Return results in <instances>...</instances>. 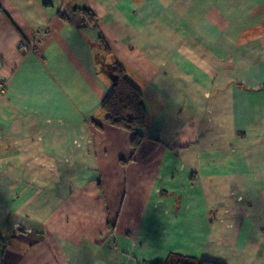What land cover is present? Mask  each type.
<instances>
[{"label": "crops", "instance_id": "0c3cea01", "mask_svg": "<svg viewBox=\"0 0 264 264\" xmlns=\"http://www.w3.org/2000/svg\"><path fill=\"white\" fill-rule=\"evenodd\" d=\"M112 61L137 145L101 107ZM170 252L264 264V0H0V264Z\"/></svg>", "mask_w": 264, "mask_h": 264}, {"label": "trees", "instance_id": "16d2710c", "mask_svg": "<svg viewBox=\"0 0 264 264\" xmlns=\"http://www.w3.org/2000/svg\"><path fill=\"white\" fill-rule=\"evenodd\" d=\"M85 12L84 16L89 15ZM112 88L103 100L101 107L108 123L133 133V144H139L143 130L147 127L149 113L143 100L142 90L127 76L124 67L118 61L105 65ZM154 264H226L206 258H199L178 252H170L162 262Z\"/></svg>", "mask_w": 264, "mask_h": 264}, {"label": "built area", "instance_id": "2783aa9c", "mask_svg": "<svg viewBox=\"0 0 264 264\" xmlns=\"http://www.w3.org/2000/svg\"><path fill=\"white\" fill-rule=\"evenodd\" d=\"M29 45H27V43L25 41H21L20 42V48L24 49V50H28L29 49Z\"/></svg>", "mask_w": 264, "mask_h": 264}]
</instances>
